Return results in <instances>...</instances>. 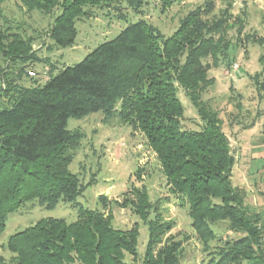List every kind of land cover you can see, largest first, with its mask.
Masks as SVG:
<instances>
[{
    "label": "trees",
    "instance_id": "1",
    "mask_svg": "<svg viewBox=\"0 0 264 264\" xmlns=\"http://www.w3.org/2000/svg\"><path fill=\"white\" fill-rule=\"evenodd\" d=\"M4 1L0 0V20L5 23L0 53L12 61L27 62L28 44L5 18ZM23 1L29 12L53 15L48 35L62 48L75 43L76 22L91 14L89 7L113 0ZM125 1L134 10L143 2ZM213 9L208 1L190 11L166 38L140 18L44 84L27 86L15 78L6 80L0 89V235L9 215L31 201L47 209L71 203L78 207V219L42 218L14 233L5 245L12 255L0 254V264H132L126 258L138 253L137 225L130 230L117 228L105 210L81 205V183L69 169L81 140L68 129L69 120L98 111L106 122L118 119L144 133L171 193L189 204L191 225L209 255L207 264L240 259L264 264V223H259L257 213L248 211L243 192L233 184L235 158L229 138L219 113L203 100L212 84V63L205 60L215 62L224 55L221 45L230 20L227 10L210 17ZM261 61L257 87L264 92V54ZM179 87L203 120L199 130L183 127L185 106ZM126 198L123 206L130 205L148 226L144 264H179L184 241L163 242L171 225L160 217L150 218L154 203L147 187L129 190ZM218 220L229 221L243 235L210 251L209 240L217 237L211 223Z\"/></svg>",
    "mask_w": 264,
    "mask_h": 264
},
{
    "label": "rangeland",
    "instance_id": "2",
    "mask_svg": "<svg viewBox=\"0 0 264 264\" xmlns=\"http://www.w3.org/2000/svg\"><path fill=\"white\" fill-rule=\"evenodd\" d=\"M208 1L214 4L210 17L219 16L227 10L230 20L221 45L224 55L215 62L210 58L205 60L212 63L209 71L212 84L203 94V100L219 113L222 128L229 138L235 158L233 184L243 192L248 211L257 213L259 223L263 224L264 92L257 86L263 70L264 0H143L136 10L125 0L102 2L88 8L91 11L89 16L77 20L75 43L62 48L57 47L48 35L53 15L29 12L23 0H5L3 14L27 42L31 57L27 62L12 61L0 53V89L11 78L27 86L44 84L51 75L82 61L99 44L115 38L140 18L154 26L163 38L169 37L177 31L190 11ZM60 11L57 10L56 14ZM17 25L20 27L17 28ZM4 28L5 23L0 20V31ZM179 96L185 106L183 127L201 129L203 120L181 87ZM68 129L81 136L69 165L81 183L79 203L91 209L105 210L112 216L113 225L117 228L130 230L137 225L139 229L138 253L135 256L127 254L128 262L144 264L150 234L147 224L133 212L131 206L123 205L129 190L145 185L154 203L150 218L155 220L160 217L165 224L171 225L163 242L166 239L184 241L179 264L208 263L209 255L204 243L191 225L189 204L184 198L171 193L156 153L139 128L118 119L106 122L104 114L98 111L80 119L71 118ZM49 217L76 221L78 207L61 202L55 208L47 209L37 201L28 202L9 215L5 231L0 235V254L9 258L12 254L5 249V245L10 236ZM211 226L217 237L209 240L210 251L243 235L231 228L227 220H218ZM230 264L252 263L240 259Z\"/></svg>",
    "mask_w": 264,
    "mask_h": 264
},
{
    "label": "built area",
    "instance_id": "3",
    "mask_svg": "<svg viewBox=\"0 0 264 264\" xmlns=\"http://www.w3.org/2000/svg\"><path fill=\"white\" fill-rule=\"evenodd\" d=\"M261 240H262V244H263V247H264V236L262 237Z\"/></svg>",
    "mask_w": 264,
    "mask_h": 264
}]
</instances>
